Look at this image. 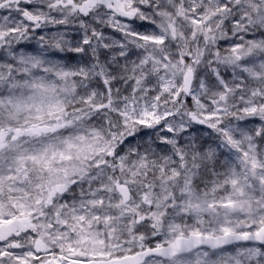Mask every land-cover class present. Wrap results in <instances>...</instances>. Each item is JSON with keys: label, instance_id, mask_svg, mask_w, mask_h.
<instances>
[{"label": "snow or ice", "instance_id": "1", "mask_svg": "<svg viewBox=\"0 0 264 264\" xmlns=\"http://www.w3.org/2000/svg\"><path fill=\"white\" fill-rule=\"evenodd\" d=\"M0 264H264V0H0Z\"/></svg>", "mask_w": 264, "mask_h": 264}]
</instances>
